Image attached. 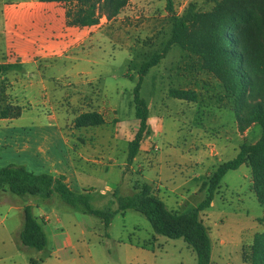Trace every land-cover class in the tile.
Segmentation results:
<instances>
[{"label":"rangeland","instance_id":"obj_1","mask_svg":"<svg viewBox=\"0 0 264 264\" xmlns=\"http://www.w3.org/2000/svg\"><path fill=\"white\" fill-rule=\"evenodd\" d=\"M3 1L10 6L16 0ZM189 3L200 11L214 5L212 0H172L173 11L180 15ZM44 7V12L23 11L17 24L8 21L1 27L4 46L27 47L38 65L27 63L0 79V113L7 107L13 113L24 110L12 121H0V168L17 165L35 174L63 176L93 210L109 211L113 217L106 229L104 219L83 207L72 208L56 193L49 199L0 193V200H8L0 204V264H197L183 239L155 234L143 214L122 211L119 199L148 184L169 210L192 211L206 198L200 191L204 181L235 158L243 143H255L261 127L240 132L234 112L219 101V82L199 68L196 57L175 45L143 78L140 94L150 110L152 134L130 164L129 144L138 129L134 96L139 70L171 36L168 0H130L92 36L67 29V38L58 37V47L88 36L74 50V60L49 47L36 50L57 26L54 11ZM65 7L73 24L80 6ZM82 80L89 84L78 86ZM32 81L33 87L26 86ZM172 89L194 91L197 97L181 101L171 96ZM92 111L101 112L105 125L76 129L75 118ZM25 206L43 223V250L20 242ZM263 215L250 167L229 171L211 207L200 214L212 242V264H248L244 255L255 235L264 231L257 220Z\"/></svg>","mask_w":264,"mask_h":264},{"label":"trees","instance_id":"obj_2","mask_svg":"<svg viewBox=\"0 0 264 264\" xmlns=\"http://www.w3.org/2000/svg\"><path fill=\"white\" fill-rule=\"evenodd\" d=\"M42 3H77L78 17L73 24L81 26L97 25L100 14L114 19L128 6L130 0H38ZM209 11H200L189 3L180 15L173 11L172 0L168 8L172 12L171 36L160 52H154L141 65L139 82L135 88V116L138 129L129 144L128 162L138 156L142 142L152 134L149 125L150 110L141 98L143 78L150 70L166 58L171 48L179 46L183 51L197 58L199 68L212 75L220 84L224 102L235 115L240 132L251 126L262 129L260 138L253 144L243 143L235 158L221 164L204 181L200 191L206 198L192 211L179 213L168 209L166 203L156 194L153 187L144 184L138 192L119 199L120 209L136 210L143 214L157 235L170 239H183L197 256V264H212V242L209 231L200 214L210 208L221 182L229 171L243 165L251 169L252 188L258 202L264 208V0H212ZM17 64L0 65V74L20 71ZM173 98L181 101H195L194 91L172 89ZM7 107L0 113V119L20 117L22 111L11 112ZM102 114L92 111L80 114L74 120L76 129L105 125ZM63 176L55 178L50 174H35L24 166L8 165L0 168V192H11L17 196H39L49 199L58 194L72 208L83 207L88 213L104 219L108 229L113 214L93 210L87 199L75 195L63 181ZM264 225V215L257 219ZM23 246L43 250L47 237L43 223L33 214L31 206L24 207V224L19 234ZM248 264H264V231L257 233L248 253L244 255Z\"/></svg>","mask_w":264,"mask_h":264},{"label":"crops","instance_id":"obj_3","mask_svg":"<svg viewBox=\"0 0 264 264\" xmlns=\"http://www.w3.org/2000/svg\"><path fill=\"white\" fill-rule=\"evenodd\" d=\"M44 6H50L51 9L49 10L54 11L55 14L53 16L55 17L57 26L54 28L55 29L54 32H50L49 40L46 38L45 40L41 41L43 42L42 45L44 46L36 47V50H40V49L42 50L43 47L45 48L49 47L51 52H54V53L59 52V56L67 60H74V56H73L74 50L79 48L82 45V43L87 39L88 36L90 35L92 36L93 35L92 32L96 33L98 29H100V25L102 24L103 20H106L107 22L106 17H103L100 19V23L94 26H81V25L71 24V20L68 19L69 15H67V8L65 7L66 3H42V2H39L38 0H16L14 5L8 6L3 0H0V36L2 34L1 27L3 26L4 23L7 24L8 21H11L17 24L21 14H23L22 13L23 11L26 13L36 12L38 10L44 12L45 11ZM54 7L55 8L57 7V8L55 9ZM67 29H70L71 32H75L76 34L82 33V31H86L84 33L85 35H87L88 33V36L81 39L79 42H77L74 45L65 44V45H60L58 47V45H56V42H59L57 41V39L58 37H61V36H63V38H67L65 36L67 35L66 33ZM53 37H55L54 40L52 39ZM38 40L40 41V39L38 38L36 42H38ZM4 44L2 43V40L0 37V65L17 64V65H20L21 68H24V66L27 63L31 62L35 65V68H37L38 62L36 58H34L33 56L34 53H32L31 50H26L25 48L27 47H25L24 48L25 50H24L18 46H14L13 44H8L5 46ZM23 58H30V60L25 62L21 60ZM82 74L88 75L89 72H83ZM6 75L8 74H0V79H4ZM28 76L32 78L34 76V73H30V75L28 73ZM88 81L89 80L79 81L77 82V85L85 86L86 84H89ZM33 85H34V82L32 81L30 84H27L26 86H29L31 88L33 87ZM23 114H24V110L22 111V115ZM52 117H53V114L49 116V118H52ZM12 120L13 118L0 119V121H3V122L5 121L8 122ZM0 193L6 194V195L8 194V192H0ZM3 200L4 199L0 200V204L3 202H8V200H5V201Z\"/></svg>","mask_w":264,"mask_h":264}]
</instances>
